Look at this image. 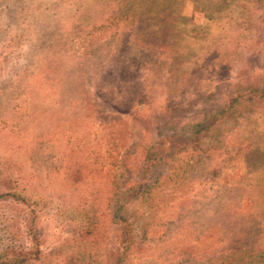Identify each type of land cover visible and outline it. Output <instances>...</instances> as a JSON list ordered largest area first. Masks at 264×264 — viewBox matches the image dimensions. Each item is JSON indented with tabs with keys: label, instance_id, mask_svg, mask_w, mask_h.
Returning <instances> with one entry per match:
<instances>
[{
	"label": "rangeland",
	"instance_id": "rangeland-1",
	"mask_svg": "<svg viewBox=\"0 0 264 264\" xmlns=\"http://www.w3.org/2000/svg\"><path fill=\"white\" fill-rule=\"evenodd\" d=\"M251 85L264 0H0V255L119 264L131 223L121 264H264Z\"/></svg>",
	"mask_w": 264,
	"mask_h": 264
},
{
	"label": "trees",
	"instance_id": "trees-1",
	"mask_svg": "<svg viewBox=\"0 0 264 264\" xmlns=\"http://www.w3.org/2000/svg\"><path fill=\"white\" fill-rule=\"evenodd\" d=\"M249 89H250V91H249L250 96H251V94L255 93V94H258L257 95L258 99H264V89L252 90V85L249 87ZM236 98L237 97H235L234 99H232L229 102V106L227 108L220 109L213 116L217 117V116L224 115V118L227 119V116H229V111L233 107L232 104L237 101ZM219 121L222 122V121H224V119L219 120ZM207 122L209 123V125L207 124ZM207 122H204L201 125H197V131L194 132V135H196L194 138H195V140H197V142H200L203 139L206 140L205 138H207L208 141H210L211 139H214L212 137V135H210V132L212 131L211 125H214L215 120L212 122H209V121H207ZM217 123H219V122H217ZM114 218L117 221L119 219V216H117V214H115ZM119 231H120V236H119L118 242L120 245V251L118 253H116V261H118L119 264H121L122 261H124L126 255L128 254L130 247L135 242L137 234L134 233L133 225L131 223H126L125 226L120 227ZM238 251L239 250H235V252H237V253H238ZM249 259H251V260H249ZM257 259L258 258H256V257H253V256L249 257L248 256V260H247V262H245V264H258ZM37 261H39V260L36 257H31V255H24L21 258L13 257L10 253H8V254L6 253L4 256L2 254L0 255V264H34V262H37Z\"/></svg>",
	"mask_w": 264,
	"mask_h": 264
}]
</instances>
